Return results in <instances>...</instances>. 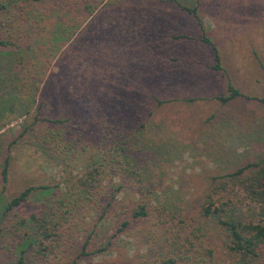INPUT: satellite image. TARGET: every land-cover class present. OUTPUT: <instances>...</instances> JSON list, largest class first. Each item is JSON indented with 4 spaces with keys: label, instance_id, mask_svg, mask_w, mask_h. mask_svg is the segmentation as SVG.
Here are the masks:
<instances>
[{
    "label": "rangeland",
    "instance_id": "obj_1",
    "mask_svg": "<svg viewBox=\"0 0 264 264\" xmlns=\"http://www.w3.org/2000/svg\"><path fill=\"white\" fill-rule=\"evenodd\" d=\"M179 4L196 8L200 21ZM103 6L83 26L77 27L78 17L71 16L72 40L61 48L50 41L58 15L47 16L49 36L25 49L33 66L15 77L11 68L20 71L21 66L8 54L13 49L0 48V264H17L20 252L12 248L11 238L31 233L18 228L17 220L58 201L66 180L85 172L104 135L116 134L105 132L106 123L122 129L121 138L132 151L125 163L139 164L150 201L195 215L214 177L264 159V0H106ZM22 8L3 11L0 18L1 25L10 17L3 31L14 41L23 27L20 18L26 16ZM179 35L186 38H175ZM214 47L223 71L213 69ZM229 84L243 97L224 104L219 97L229 96ZM40 104L42 118L74 117L56 130L60 143L75 144L72 151L59 150L53 158L40 146L50 126H32ZM29 106L31 113L20 116ZM29 125L33 129L24 133ZM66 155L71 159L65 165ZM7 157L4 189L1 171ZM31 186H47L51 194L36 191L28 203L4 216L6 201ZM126 186L135 191L137 183ZM232 213L264 223L263 209L252 203ZM93 220L90 211L80 209L67 242L45 259L28 258L27 264L71 262L92 232ZM104 224L94 234L95 246L114 227ZM204 227L220 248L225 234L214 221ZM156 234L154 218L135 223L110 250L79 264H160L171 249L163 237L156 238L163 245L156 243Z\"/></svg>",
    "mask_w": 264,
    "mask_h": 264
},
{
    "label": "trees",
    "instance_id": "obj_2",
    "mask_svg": "<svg viewBox=\"0 0 264 264\" xmlns=\"http://www.w3.org/2000/svg\"><path fill=\"white\" fill-rule=\"evenodd\" d=\"M105 1L0 0V18L3 11L9 12L22 7L26 15L20 20L23 19L22 28L25 27L24 30L28 34L21 28L19 34L16 35L17 41L13 40V34L5 35L3 31L10 17H6V22L3 23V20L0 25L2 28V32L0 31L1 50L13 49L12 53L8 54H14L21 66L20 71L13 66L10 71L11 75L15 77L16 72L20 74L25 70H31L33 62L31 56L25 53V49L28 47L31 49V46L37 44L39 39L49 36L45 34L48 33L47 16L58 15L59 21L53 27L54 31L50 35V41L54 40L56 47L61 48L71 42L75 24L77 27L83 26L88 18H92L104 8ZM179 6L200 21L196 8H188L181 4ZM73 15L78 17L75 24L71 23L70 19ZM55 21L56 19L53 18L52 23ZM55 34L61 36L56 38ZM175 38H186V36L179 35ZM205 41L213 45L209 38H205ZM25 44L29 45L24 46ZM214 49L216 65L213 69L223 71L219 52L215 47ZM228 89L229 96L219 97L222 103L226 104L243 97L240 90L231 84ZM30 106L24 108V112L19 113L20 116L29 115ZM42 108L43 105L40 104L35 122L32 124L35 128L41 122L50 125L42 135L40 146L47 150L53 158L55 157L52 154L60 153L59 150L63 153L66 149L72 151L75 144L71 140L65 143L64 139L60 143L59 138L62 137L58 136L56 130L62 131L74 120V117L42 118L39 116ZM32 126H27L24 133L32 130ZM2 130L3 127L0 126V133ZM104 130L106 133L116 132V134L114 136L104 135L102 143L98 145L100 147L98 153L91 152V159L87 163L85 172L81 176H71L66 180V190L61 198L52 204L50 201V207L47 205V208H42L40 211L31 213L30 216L17 220L18 228L24 231L31 230V233H23L22 237L11 238L12 248L20 252L17 264H27L28 258L45 259L56 250V247L61 246L60 243H66L75 227L72 220L82 208L90 211L92 217L94 216L93 229L86 237L75 259L67 264H79V261L104 254L111 249L119 237L125 236L135 223L148 222L152 218L157 221V234L153 239L156 241L157 237H163V241L168 242L171 249L169 256L160 259V264H187L191 263L192 259L197 260L196 264H209V262L261 264L264 259V223L256 222L251 218L238 219L234 217L232 211L236 206L244 207L245 204L252 203L263 209L264 213V159L239 167L225 176L214 177L212 186L205 193L203 202L195 215L188 210H175L166 205H154L150 201L152 192L144 185L146 181L139 164L134 162L133 165L128 166L125 163L131 157L132 151L127 142L121 138L122 129L114 128L111 123H106ZM107 145L110 147L106 148ZM83 150L86 151L85 147ZM69 159L71 158L66 155L63 164L66 165V160ZM10 162V157H7L1 171L4 189L8 183ZM65 170L67 172V169ZM132 182L137 183L135 191H129L126 186ZM39 190L48 192L50 188L47 186L28 187L8 202L6 201L3 206V215L7 216L28 203L34 192ZM127 201L134 203V206L125 208ZM207 221H214L219 230L225 234L226 239L220 242V248L209 239L210 235L204 227ZM104 223L113 224L114 227L105 234V240L95 246L92 243L94 234L98 226L105 225ZM53 242L58 244L52 247ZM156 243L159 242L156 241Z\"/></svg>",
    "mask_w": 264,
    "mask_h": 264
},
{
    "label": "crops",
    "instance_id": "obj_3",
    "mask_svg": "<svg viewBox=\"0 0 264 264\" xmlns=\"http://www.w3.org/2000/svg\"><path fill=\"white\" fill-rule=\"evenodd\" d=\"M230 85V84H229Z\"/></svg>",
    "mask_w": 264,
    "mask_h": 264
}]
</instances>
